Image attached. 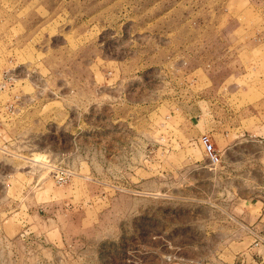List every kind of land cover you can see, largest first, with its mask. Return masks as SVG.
<instances>
[{
  "label": "rangeland",
  "instance_id": "rangeland-1",
  "mask_svg": "<svg viewBox=\"0 0 264 264\" xmlns=\"http://www.w3.org/2000/svg\"><path fill=\"white\" fill-rule=\"evenodd\" d=\"M225 2L0 0V264H260L197 166Z\"/></svg>",
  "mask_w": 264,
  "mask_h": 264
},
{
  "label": "crops",
  "instance_id": "crops-1",
  "mask_svg": "<svg viewBox=\"0 0 264 264\" xmlns=\"http://www.w3.org/2000/svg\"><path fill=\"white\" fill-rule=\"evenodd\" d=\"M222 5L212 18V52L219 51L212 54V60L234 55L238 62L231 66L225 62L223 81H212L209 133L220 160L211 167L205 158L197 166L212 170L215 191L207 201L212 211L232 215L253 240L260 238L255 261L264 264V0L257 7L250 0H226ZM250 9H255L256 18L246 19ZM238 75L249 76L250 81L239 83L235 80ZM246 91L255 96L244 99L241 92ZM248 187L257 188V196L250 197L243 189Z\"/></svg>",
  "mask_w": 264,
  "mask_h": 264
},
{
  "label": "built area",
  "instance_id": "built-area-1",
  "mask_svg": "<svg viewBox=\"0 0 264 264\" xmlns=\"http://www.w3.org/2000/svg\"><path fill=\"white\" fill-rule=\"evenodd\" d=\"M199 142L202 145L205 156L210 165L215 166L220 160V154L218 150L214 147L211 137L208 133H202L199 136ZM259 237H256V242H258ZM168 264H177L175 257L171 254L165 256ZM193 264H203L202 262H193Z\"/></svg>",
  "mask_w": 264,
  "mask_h": 264
}]
</instances>
